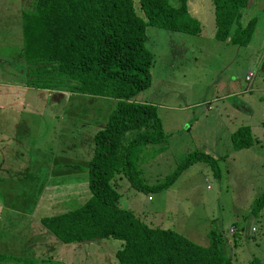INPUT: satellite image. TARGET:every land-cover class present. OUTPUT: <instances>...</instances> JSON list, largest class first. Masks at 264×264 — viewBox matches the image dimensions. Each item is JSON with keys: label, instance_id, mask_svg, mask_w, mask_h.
<instances>
[{"label": "rangeland", "instance_id": "374dc122", "mask_svg": "<svg viewBox=\"0 0 264 264\" xmlns=\"http://www.w3.org/2000/svg\"><path fill=\"white\" fill-rule=\"evenodd\" d=\"M33 1L0 0V254L36 259L34 264H47L43 259L61 264H116L114 253L121 239L68 244L42 222L44 216L79 207L91 195L87 176L94 134L106 124L114 98L65 94L66 90L36 85L52 86L55 81L29 74L21 12ZM134 4L141 14L138 0ZM187 4L201 33L145 26V45L154 61L153 85L132 99L163 101L166 106L182 102L173 92L179 90L189 100L219 106L227 92L242 91L237 97L246 100L252 112L240 116L241 123L264 120V0H252L242 10L241 27L256 18L244 47L214 38L212 0H188ZM249 72L253 75L247 81ZM162 89L170 92L166 100L158 98ZM165 106L158 110L167 126L168 117L177 114ZM201 115L197 110L198 126H192L190 134L182 131L163 143L134 147L132 159L146 183L163 180L182 161L187 148L201 146L197 143L201 139L194 136L203 128ZM133 131H127L124 141ZM256 134L253 156L249 151L237 158L233 166L238 170L219 161V176L209 164L198 161L169 188L146 193L130 185L123 173H116L111 184L121 194L120 205L150 226L179 231L200 244H207L209 230L216 229L222 234L223 255L231 264H264V207L258 214L251 212L264 190V127H258ZM167 145L162 153L156 150ZM212 146L224 148L223 143Z\"/></svg>", "mask_w": 264, "mask_h": 264}, {"label": "trees", "instance_id": "16d2710c", "mask_svg": "<svg viewBox=\"0 0 264 264\" xmlns=\"http://www.w3.org/2000/svg\"><path fill=\"white\" fill-rule=\"evenodd\" d=\"M34 0L22 14L25 57L31 77L55 81L52 86L70 93L114 98L106 124L94 134L88 162L87 186L91 195L79 207L44 216L42 222L60 240L81 243L118 238L122 245L116 264H231L223 254L220 231L210 229L208 243L200 244L170 228L146 224L120 205V192L111 184L123 173L130 185L146 193L164 190L190 164L204 161L220 175V158L204 150L185 153L175 170L163 180L148 184L132 159L136 145L163 143L167 136L157 108L133 100L152 83L153 55L146 47L145 26L190 35L201 33L198 19L188 10V0ZM250 0H212L213 35L217 41L247 46L256 18L240 26L242 10ZM41 81V80H39ZM135 134L124 141L127 131ZM133 131V132H134ZM249 126L231 134L235 149L254 143ZM264 207V190L251 212ZM34 264L36 259L0 254V264ZM47 264L58 260L43 259ZM257 264H262L259 261Z\"/></svg>", "mask_w": 264, "mask_h": 264}, {"label": "crops", "instance_id": "0c3cea01", "mask_svg": "<svg viewBox=\"0 0 264 264\" xmlns=\"http://www.w3.org/2000/svg\"><path fill=\"white\" fill-rule=\"evenodd\" d=\"M20 1L23 4L26 0H20ZM251 1L252 0L249 1V4L247 7L251 5ZM3 5L5 4H2V6ZM21 9H23L22 6H21ZM23 12L24 10H22L21 16ZM226 43L231 44L230 42H226ZM258 63L259 61L257 62V64ZM263 68H264V64H263ZM246 76H245V80H246ZM152 85H153V82L151 83L149 87H151ZM173 92L176 93V95L179 94L178 96L182 98L181 100L182 102H174L171 105L165 106L163 105L164 104L163 101H160L159 103H155L151 99H148L147 101L139 100L140 102H146V103L154 105L157 108V110H158V107H163V106H165L166 108L172 111L175 110L177 115L173 114V116L168 117L167 126L163 119V116L159 113V110H158V115L162 122L163 131L168 138L166 139L167 141L170 140L174 135L181 133L182 131H185L186 133L190 134L192 126H194L195 124H197L198 126V123H196L199 120L197 116V110H200L202 112L201 118L204 115L203 117L204 123L202 124L203 128L200 129L199 127H197L199 128L197 130L198 133L194 135L195 138L201 139V141H197V143L201 145L198 147L199 150L207 151L211 153L212 155L219 157L220 158L219 161L222 160L223 162H227L230 168L234 170H238V169L237 167L233 166V163L237 158H240L241 155L244 156L248 154L247 152L250 151L249 154L253 156L252 151H251L252 150L251 146L253 145V143L249 147H246L243 149H235L231 142L232 132L235 131L240 126H249L254 137H256L257 135L256 129H258V127L260 126L264 127V120H259V119L253 122H250V123H241L239 117L247 116L249 113L252 112L250 105H248L246 100H240V97H237L240 95V93H242V91L232 90V91L227 92V94L224 95V98L226 99L224 104L219 105V106L209 105L208 104L209 101H206L203 103L202 101L199 102V101L189 100L187 96L179 90H176V91L173 90ZM69 93L70 92L68 91L65 92V94H69ZM158 93H159L158 98L160 100H166L170 97V92L167 91L166 89L159 90ZM151 94H155V93L152 92ZM257 139L258 138L256 137V140ZM202 140L204 141L203 142L204 144L202 143ZM217 143H223L224 148L223 147L222 148H219V147L212 148L214 147L212 145H216ZM141 146L142 145H140V147ZM167 149H168V145L160 146L156 150L158 151V153H162L163 151H166ZM139 150L141 151V148ZM188 151H191V150L187 148L186 153ZM193 164H195V162L190 164L188 167H186L179 176L183 175L184 172L188 170L190 166H193ZM240 169L243 170V165H240ZM179 176H177L176 178H178Z\"/></svg>", "mask_w": 264, "mask_h": 264}, {"label": "built area", "instance_id": "2783aa9c", "mask_svg": "<svg viewBox=\"0 0 264 264\" xmlns=\"http://www.w3.org/2000/svg\"><path fill=\"white\" fill-rule=\"evenodd\" d=\"M251 76H252V73L249 72L248 75L246 76V80L250 79Z\"/></svg>", "mask_w": 264, "mask_h": 264}]
</instances>
